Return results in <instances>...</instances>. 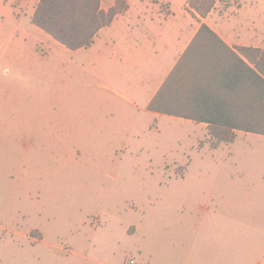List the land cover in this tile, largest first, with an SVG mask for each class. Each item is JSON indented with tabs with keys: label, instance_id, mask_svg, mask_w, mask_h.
I'll list each match as a JSON object with an SVG mask.
<instances>
[{
	"label": "rangeland",
	"instance_id": "1",
	"mask_svg": "<svg viewBox=\"0 0 264 264\" xmlns=\"http://www.w3.org/2000/svg\"><path fill=\"white\" fill-rule=\"evenodd\" d=\"M127 2L132 16L143 7ZM171 2L180 17L184 2ZM214 15L264 39V0H220ZM6 23L0 264H244L235 254L254 243L264 257L260 229L238 226L264 219V135L214 145L204 125L153 121L136 94L139 69L101 39L65 50L26 18Z\"/></svg>",
	"mask_w": 264,
	"mask_h": 264
},
{
	"label": "trees",
	"instance_id": "2",
	"mask_svg": "<svg viewBox=\"0 0 264 264\" xmlns=\"http://www.w3.org/2000/svg\"><path fill=\"white\" fill-rule=\"evenodd\" d=\"M220 0H186L200 24L146 109L206 123L214 145L237 131L264 135V49L229 46L202 21ZM38 0L32 23L68 49L89 47L98 31L125 12L126 0Z\"/></svg>",
	"mask_w": 264,
	"mask_h": 264
},
{
	"label": "crops",
	"instance_id": "3",
	"mask_svg": "<svg viewBox=\"0 0 264 264\" xmlns=\"http://www.w3.org/2000/svg\"><path fill=\"white\" fill-rule=\"evenodd\" d=\"M141 1L143 2V7L140 11L132 16L129 11V6L125 12L118 14L110 25L98 31L90 46L101 39L102 41L99 44L106 48V51L111 57L116 55L114 57H120L129 68L139 69V71L136 72L139 77V87L136 94L140 95L141 92V97H144L143 102L146 109L151 98L157 92L166 76L193 39L200 23L186 10V0H182L184 6L181 9L180 17L175 16V12L171 7V0ZM37 2L38 0H0V35L7 31V20H13L16 23V21L26 18L28 24H33L31 17ZM163 3L170 5V9L167 10L168 12L162 10ZM217 3L202 21L208 24L212 30L231 47L251 46L264 49V39L258 40V38H256L258 33L257 29L251 25H249L250 28L240 26L232 28L231 30H224L221 26V16L214 15ZM101 6L104 9L109 7H103L102 2ZM119 16L125 17V20L123 23L124 26L118 34L106 33L103 35L104 30L111 26ZM36 27H31L33 32L35 30L44 34V32H42L43 30ZM18 28H20L19 25H15L12 33H15ZM244 34L248 35V39L242 36ZM116 39L121 41L120 50L115 51L114 49H107L108 45L111 42L114 43ZM65 50L71 49L66 48ZM147 111L154 115L153 121H155V119L158 120L159 117L187 120L191 124H196V126L200 124L204 125L207 132L206 123H196L192 120L176 116ZM238 132L241 131H237L236 136ZM238 226L260 229V231L254 230V232H259L260 235L264 234V219L254 220L248 223H238ZM256 246L257 245L254 243V245L246 247L243 251H237L235 255L239 256L244 264H264V257L258 260L256 256ZM259 248H264V246H260ZM260 254L264 255V249L260 250Z\"/></svg>",
	"mask_w": 264,
	"mask_h": 264
}]
</instances>
